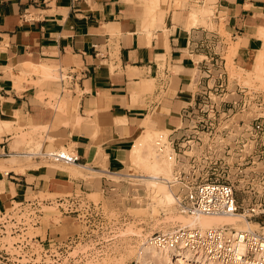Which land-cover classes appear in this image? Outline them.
I'll return each mask as SVG.
<instances>
[{
  "label": "crops",
  "instance_id": "1",
  "mask_svg": "<svg viewBox=\"0 0 264 264\" xmlns=\"http://www.w3.org/2000/svg\"><path fill=\"white\" fill-rule=\"evenodd\" d=\"M148 4L0 0V120L22 127L23 133L38 125L37 134L44 137L38 149L61 146L78 156L70 164L38 157H29L30 164L11 161L28 157L17 152L38 149H14L19 132L16 138L0 130V210L37 192L102 188L107 175L123 168L147 117L157 127L175 130L182 108L194 98L210 38L226 36L218 28L191 23V5H203L204 0H186L182 7L160 0L153 10ZM212 10L210 22L223 24L236 45V60L247 66L262 46L257 30L264 25V0H215ZM202 19L198 14L197 21ZM29 63L58 67L64 75L58 78V97H50L54 85ZM62 99L61 109L58 103L54 108L48 104ZM70 167L83 170L85 177L73 176ZM56 230L46 227L42 234L53 239Z\"/></svg>",
  "mask_w": 264,
  "mask_h": 264
},
{
  "label": "built area",
  "instance_id": "2",
  "mask_svg": "<svg viewBox=\"0 0 264 264\" xmlns=\"http://www.w3.org/2000/svg\"><path fill=\"white\" fill-rule=\"evenodd\" d=\"M214 39H216L215 36L210 38V42ZM217 40L221 41L219 38ZM209 55L203 59L204 65L200 69L205 72L207 79L202 80L203 77H197L194 98L181 110L179 124L174 130L179 134L177 141L169 140L163 143L159 139L156 143L160 150L167 146L170 148L167 157L172 158L173 170L165 182L172 190L177 209L182 213L188 215L234 214L244 220L254 219L260 223L261 217H264V169L262 168L264 111L259 107L262 101L255 98L258 99L256 103L254 98L246 99L248 91L256 95L255 90L241 88L238 85L229 89L228 84L225 85L221 78L224 70L220 68L221 62L216 61L217 68L213 70L215 63L212 62L213 57ZM216 70L217 77H213ZM58 75L59 79L63 80L64 75L60 71ZM211 75L212 78H210ZM220 91H224L220 94L222 98H225L223 102L230 105V110L227 112L212 107L217 98L215 94ZM210 100L211 106L208 104ZM250 100L254 101L258 110L249 116L246 115V107ZM200 102H205L202 105L208 106L206 111L200 109ZM237 113H242L245 117L235 122L232 119ZM247 117L248 121L245 120ZM215 123H218L217 126ZM184 134L187 136L182 137ZM234 150L238 155H234ZM17 154L62 164L78 161L75 152L61 148L48 151L27 149ZM229 165H236L234 178L224 174L223 179L220 173L214 171V166L224 172ZM236 181L241 183L244 197L249 198L245 204L237 201ZM80 195V193H74L64 197L58 196L55 197V201L62 212L74 213L82 202L78 197ZM45 201L52 203L50 199L33 197L11 202L9 209L0 211V262L9 260V254L4 248L7 244L3 241V236L17 235L14 243L17 250L27 247L29 242L25 232L30 225H36L39 222L41 204ZM25 209L26 215H22ZM147 241L157 246L186 251L192 257L204 262L264 264V232L259 229H237L232 224L205 228L198 225L192 227L179 225L170 230L152 233L147 237ZM24 256L26 255H21V257ZM133 264L145 263H138L135 260Z\"/></svg>",
  "mask_w": 264,
  "mask_h": 264
},
{
  "label": "rangeland",
  "instance_id": "3",
  "mask_svg": "<svg viewBox=\"0 0 264 264\" xmlns=\"http://www.w3.org/2000/svg\"><path fill=\"white\" fill-rule=\"evenodd\" d=\"M170 1H174V6L181 7L184 6V2H186V0H180L181 4L177 5V0ZM214 1L215 0H204L203 5H191L192 9H196L199 16L202 14L204 18L198 20L195 25L199 23L210 29L218 28L220 34L226 36L225 39L215 37L216 39L210 42L209 56L213 57L212 62L215 63L213 70L217 68L216 61L217 63L221 62L222 66L220 68L222 70L224 69L221 78L224 81V84H228L229 89L238 85L241 88L255 90L256 95L248 91L246 99L249 97V99L254 98L257 103L258 99L256 100L255 98H259V100L262 101V105L259 107L264 111V59L260 61V67L262 68L261 74L259 73L260 71L258 72L259 69L256 68V63H258V60L255 58L256 52L253 53L252 60L247 66H243L236 60V47L235 52L233 50V47L236 45L230 40L227 29L224 28L222 23H220L219 26H216L209 20L213 13L212 9L214 7ZM202 9H204V12H202ZM206 21H208V23ZM218 38L221 40L220 42L217 40ZM51 68L53 73L55 72L54 77L52 76L49 78L42 75V78L47 79L49 84L54 85V90L50 94V97L54 98L59 96L61 85L58 79V67L56 65H51ZM256 69L258 75L260 74L261 77H258L256 74ZM217 70L214 71L213 77H217ZM199 76L203 77L202 80H204V78L207 79L205 77V72L203 71H201V74L198 75V77ZM210 78H212V75ZM222 92L224 91L215 94L217 98L213 102L212 107L213 109L216 108L220 109V111L227 112L230 110V105L223 102L225 101V98L220 96ZM57 103L58 109H61L63 99L60 100V102L57 100L53 103L48 102L53 108ZM202 104H205V102H200V109L206 111L208 106ZM208 104L211 106L212 101L210 100ZM231 110L235 111L236 109ZM256 110H258L257 106L254 104V101L250 100L246 107V115H253ZM244 117V114L237 113L232 120L237 122L240 118ZM248 119V117L245 118L246 121H248ZM152 120L154 124L153 127L155 128L153 129L156 130V134L161 132L156 136L158 140L160 139L163 143L169 140L177 141V137L179 136L177 131L171 132V130L165 128H157L156 122H154V119ZM178 124L179 121L173 129H175ZM217 124L218 123H215V126H217ZM38 129L39 128L34 127L27 132L22 133L21 128L15 129L11 126L8 132H13L16 136V132H19V135L21 136H19L20 138L16 141L13 148L17 149L22 145H28L30 148L38 149L41 141L44 139L43 136H38ZM3 132H5V130H3ZM188 132L190 133V131ZM140 133L141 130L138 131L137 134ZM32 136L33 138H31ZM186 136V134L182 135V137ZM27 139L30 141H26ZM35 140L38 143H35ZM154 146L156 148V153L160 156L163 155L167 157V152L170 150L168 146L162 151L157 148L158 144L155 143ZM233 152L234 155H238L236 150ZM234 157L233 160H235ZM17 159V163L28 162V164H30L29 157ZM101 160L102 159L100 158V163ZM47 163L50 165L53 164L51 162ZM34 165L39 166L38 164ZM214 167L215 173H220V177L223 179L227 174H229L230 178H234L235 176L234 172L236 165H229V168L224 172L221 169H218L217 166ZM262 168L264 169V164ZM118 172V174L111 173L106 176V182L102 187L103 190L100 187H96L87 193L77 192L78 194H81L78 197H80L82 202L78 207L77 212L74 213L62 212L55 201V196L57 195L64 197L65 195L74 194L70 189L53 193L37 192L35 195L38 199H50L52 200V203H49L48 201L42 202L39 222L36 225H30L26 230L25 233L28 236L29 242L27 247H24L22 250H17L16 245L14 244L17 240V235L7 234L3 236L2 239L7 244L4 248L9 254V260H2L0 264H133L135 261L134 257L136 249L144 240H147L148 236L158 231L179 226L180 223L178 221L170 218H173V215L176 216L177 214L185 213H182L177 209L175 202L171 205L172 212L170 211V213L165 210L162 205H157V203L151 200V190L149 191L147 184L141 179V175L147 173L146 169L142 166L133 165L129 161H124L123 168ZM92 174V172L88 171V175ZM72 175L85 177L83 170H78L77 172L72 171ZM235 185L237 201L242 204L247 203L249 198L244 197L241 183L236 181ZM250 186H252V184H250ZM9 207L7 209H9ZM23 212L22 215H26V209L23 210ZM237 217L239 221H244L242 217ZM259 224L264 226V217H261ZM46 227L57 229V234L53 239H46L44 234H42ZM66 229L67 231H65ZM259 230L262 231L261 228H259ZM41 234L42 239H40ZM23 254L26 256L21 257Z\"/></svg>",
  "mask_w": 264,
  "mask_h": 264
},
{
  "label": "bare ground",
  "instance_id": "4",
  "mask_svg": "<svg viewBox=\"0 0 264 264\" xmlns=\"http://www.w3.org/2000/svg\"><path fill=\"white\" fill-rule=\"evenodd\" d=\"M147 1L149 3L148 5L150 6V8L152 10L155 7H157L159 4V0H147ZM180 4H181L180 0H177V5H180ZM202 12H204V9H202ZM190 17L192 20L191 23L195 24L197 19H198V12L196 9H192L190 11ZM201 18H203L202 14H201ZM153 25H154V23H153ZM258 27L259 28L257 30V36L262 41L261 42L262 47L256 50V57L255 58H256V60H258L257 61L258 63H256L257 64L256 68L259 69L258 72L260 71L259 73L261 74L262 68L260 67V61H262L264 59V25L258 26ZM150 33L148 35H150ZM235 47L236 46L233 47L234 52H235ZM249 61H250V59H249ZM29 66L33 67L34 71L36 70V72L41 71L40 73H42V75H44L45 77L47 76L50 78L52 76L54 77V75H55L54 74L55 72L53 73L51 65H49V64L42 63L39 65H33V64L31 65L29 63ZM53 68H54V66H53ZM257 69H256V74L258 75ZM256 74H255V76H256ZM260 74L258 75V77H261ZM171 118H173V117H171ZM13 122L15 123V121H13ZM153 125H154L153 121L151 119H149V117H147L142 122L141 133L137 134L134 137L130 148L126 152L125 160L129 161L133 165H139V166H142L143 168L146 169L147 173L142 174L141 179L145 181L144 183L147 184L149 191L151 190V192H150L151 195L149 194L151 197V200L153 202L157 203V205L158 204L162 205L164 207V209L167 210L168 212H170V211L172 212L171 205L174 203L175 200H174L172 190L166 184L165 179L168 178V176H170V174H171V170L173 167V161H172V158L169 159L166 156H163V155L160 156L158 153H156V148H155L154 144L157 143L156 141H158V138L156 136L161 132L156 134L157 132H156V130H154L155 128L153 127ZM11 126H12L11 121L0 120L1 132L3 130H5V132L6 131L8 132V130L11 128ZM36 126L39 127L38 125H35V127ZM13 128L16 129V128H18V126L13 127ZM32 128H34V127H32ZM159 137H160V135H159ZM31 138H33V136ZM49 139H51V138H49ZM31 140H33V139H31ZM26 141H30V140L27 139ZM36 142L37 141L35 140V143ZM60 148L64 149L61 146H60ZM157 148H158V146H157ZM164 149H166V147ZM11 161L15 162V161H18V159L13 158V159H11ZM52 165H55V164H52ZM31 166H33V165H31ZM34 166L37 167V165H34ZM62 167L63 166L60 165L59 168H62ZM0 168H3V167L1 166ZM31 168H33V167H31ZM67 169L68 170L70 169L73 172L78 171V169L75 167H70ZM17 170L23 171V168H18ZM5 171L7 172V169H5ZM148 188H146V189H148ZM167 211H165V212H167ZM168 212H167V214H169ZM174 216L175 215H173V218H170V219L178 221L180 223V226L186 225V226L192 227V226L198 225L200 227L205 228V227H210V226H215V225H220V224H232L237 229H246V228L259 229V228H261L262 231L264 232V226L260 225L254 219L239 221L237 215H234V214H218V215L177 214L175 217ZM170 229H166V230H170ZM166 230H163V231H166ZM134 258L138 263H145V264H218L216 262H204L201 259L192 257V255H190L186 251H177V250H175L171 247H167V246H157V245L150 243L147 240H144L138 246V248L136 249V253H135Z\"/></svg>",
  "mask_w": 264,
  "mask_h": 264
}]
</instances>
